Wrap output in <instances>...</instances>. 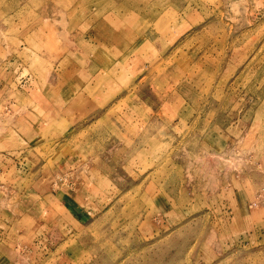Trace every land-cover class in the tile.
Masks as SVG:
<instances>
[{
  "label": "rangeland",
  "instance_id": "1",
  "mask_svg": "<svg viewBox=\"0 0 264 264\" xmlns=\"http://www.w3.org/2000/svg\"><path fill=\"white\" fill-rule=\"evenodd\" d=\"M67 40L90 127L55 144L12 78ZM6 72L0 264H264V0H0Z\"/></svg>",
  "mask_w": 264,
  "mask_h": 264
},
{
  "label": "crops",
  "instance_id": "2",
  "mask_svg": "<svg viewBox=\"0 0 264 264\" xmlns=\"http://www.w3.org/2000/svg\"><path fill=\"white\" fill-rule=\"evenodd\" d=\"M48 41L49 40H45L44 42ZM70 43V40H67L65 44L69 45ZM69 48L70 45L68 46V50L66 52L61 51V53L63 52L62 54L45 53L44 56L40 58L36 54L37 59H35V61L30 64L31 66H33L32 68H30V65L28 68L27 64V67H23L22 65V70H26L28 73L26 75H23L21 73H24L25 71H19L15 74V76L18 75L20 77L14 79L12 78V80L19 79V82L16 83V85L19 84L21 90H25L24 96L38 97L34 102V104L36 105V110L33 111L32 107H30L29 105H27L24 109L20 107V110L23 113V121H21L23 127L28 129H37L39 131L41 130L40 133L43 132L42 135H46L44 133H47L50 134V137L53 133L56 136V138L53 140L55 144H64L71 140V137H73V135H76V133L90 127V124L81 125V123L76 122V120L72 122L73 119H71L69 111L71 99H66L67 97H71L75 94L76 88L72 87L74 83L72 81L76 80L77 71L75 65H73L72 68L70 66L71 60L69 54H75V52H72L71 50L69 51ZM50 65H52V67ZM7 73L8 72H6L4 74V77H2V79L0 80V92L2 91L0 94V99L2 98V100H0V103H2V101L4 102L5 100V102L8 103H5L6 106L4 105L6 109L5 111L10 113L13 111L12 105H14V103L9 101L8 99L6 100V98L8 97V93L12 90L10 83L8 84L5 80L8 78L6 75ZM21 82L22 85L20 84ZM72 88L74 90H72ZM27 113H29V115ZM95 121L96 123L91 122V132L93 131V127L96 131H98V133L99 131H109V125L107 126L104 122H98V119ZM91 135L92 137H96L95 134ZM116 138L118 141L117 143L125 144L126 142L130 141V139H126L128 138V136L120 132H118ZM43 139L46 141L48 137H43ZM43 139L42 141L45 142ZM105 139L103 141L102 137L98 139L96 137L95 141L97 143L103 144L106 141ZM136 141L140 142V139ZM260 196V200L256 198L254 203L251 204V208H260V211L252 209L248 210V225H251V228L254 226L253 224H255L254 227L258 226L257 229H260L261 227L264 228V195ZM258 222L260 223L257 224ZM249 230L252 231L251 229Z\"/></svg>",
  "mask_w": 264,
  "mask_h": 264
}]
</instances>
